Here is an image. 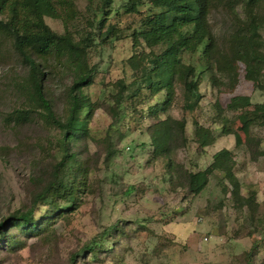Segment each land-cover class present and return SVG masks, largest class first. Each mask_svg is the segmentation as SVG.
I'll return each instance as SVG.
<instances>
[{"label": "rangeland", "instance_id": "rangeland-1", "mask_svg": "<svg viewBox=\"0 0 264 264\" xmlns=\"http://www.w3.org/2000/svg\"><path fill=\"white\" fill-rule=\"evenodd\" d=\"M126 1L108 0L102 8L103 0H50L58 18L45 16L43 21L51 31L63 34L66 20L75 40L89 35L92 40L86 55L92 83L82 92L93 109L84 134L67 146L71 158L60 169L59 132L39 113L23 123L8 117L27 109L19 86L28 68L0 34V223L15 212H26L33 196L54 176L57 182L72 181L78 188L75 206L56 212L35 235H24L18 227L7 229L14 245L1 244L0 264H264V128L252 124L247 131L238 122V112L226 109L229 100L239 96L248 97L250 107L264 104V68L256 88L244 78L240 62L234 66L232 88L226 73L213 69L199 73L195 104L175 81L165 111L150 113L163 101L164 92L151 95L134 82L139 68L148 66L163 47L147 48L140 41L134 45L131 34L158 10L142 0L136 12L125 13ZM262 10L264 0L255 13ZM236 17L245 19L238 2L216 0L209 9L206 23L221 52L227 53L225 42ZM260 35L264 39V33ZM198 57L199 51L180 53L181 62L193 66L195 73ZM130 58L136 68L129 64ZM37 62L44 73L45 96L55 115L62 117L70 76L58 60ZM165 117L185 121V141H178L168 158L154 160L149 128ZM195 124L209 130L211 144L198 146ZM223 149L234 162L231 171L239 183V196L249 199L250 206L231 196L233 191L219 171L209 176L196 196L189 195L176 178V171L205 169L213 154ZM128 188L132 191L126 193ZM56 203L60 208L67 204L63 196ZM50 214V206L38 205L33 219ZM93 240L97 243L90 253L85 249Z\"/></svg>", "mask_w": 264, "mask_h": 264}, {"label": "trees", "instance_id": "trees-1", "mask_svg": "<svg viewBox=\"0 0 264 264\" xmlns=\"http://www.w3.org/2000/svg\"><path fill=\"white\" fill-rule=\"evenodd\" d=\"M60 1L66 2L67 0ZM141 1L127 0L122 5L123 11L125 13L136 12ZM148 1L158 11L142 19L140 30L134 31L131 36L134 45L140 41L147 48L156 45L163 47L159 55L152 57L148 66L139 68V78L134 82L138 87L147 89L151 95L160 91L164 92L163 101L151 107L150 113L165 111L174 96L175 81L181 84L183 94H187L195 104L199 98L196 77L204 71L213 69L220 74H228L232 88L236 77L234 66L237 62L244 66V78L255 88L260 86L261 70L264 68V39L260 35L261 32L264 33V10L261 14L255 13V10L261 6L263 0H217V2L232 3V5L238 2L245 13L244 20L236 17L230 39L228 38L225 42V46L228 47L227 53L221 52L222 49L220 51V48L215 46L214 38L206 23L209 9L214 6L216 0L212 3L211 0ZM102 5V8H105L108 0H103ZM104 14L105 12H102V15ZM45 16L58 18L50 0H0V34L6 37L4 41L10 44L28 68L27 77L19 86L24 92L27 109L14 111V115L8 117L16 123H23L27 121L30 114L39 113L38 115L47 125L56 129L61 135L59 146L63 152L61 161L57 164V168L60 169L66 164L65 159L71 158V154L67 155V146L84 134L86 121L93 109L91 102L82 92L83 88L92 83V69L87 66L86 62L87 50L92 45V40L90 35L75 40L67 30L66 20H63V34L54 33L45 25L43 21ZM102 26L103 18L98 22V28ZM107 33L104 34L103 39ZM195 51H199L200 64L197 73L193 66L183 64L180 59L181 52L194 53ZM48 58H53L56 62L58 60L70 76L71 82L65 93L67 101L62 117L55 115L52 103L44 93V73L37 59L46 60ZM128 62L131 66L134 65L131 58ZM154 75L156 79L153 78ZM250 106L248 97L239 96L231 98L226 109L238 112V122L245 130L248 131L252 124L264 128V104ZM194 126V136L198 146L205 147L211 144L213 140L209 130L196 124ZM184 127L183 119L175 120L171 117H165L151 125L149 141L154 160L168 158L176 148L178 141L184 143ZM238 142L239 140L235 139V143ZM233 163L229 151L219 150L213 154L212 162L205 169L196 172L180 169L181 172L176 171V178L182 181L180 186L189 195L196 196L207 185L209 176L214 171H219L233 191L231 196L250 206L249 199L239 196V183L231 171ZM55 177L52 178V182L33 196L31 206L26 212H15L0 223V247L14 245L13 237L6 236L7 229L18 227L24 235L32 233L35 235L34 232L43 228L56 212L69 210L75 206L78 188L74 187L72 181L61 183L57 182ZM130 191L132 188H128L126 193ZM224 191L229 192L225 187ZM61 196L65 197V203L68 204L63 208L56 203L57 198ZM38 205L50 206L52 214L48 218L43 216L35 221L33 212ZM110 229L103 232V235L109 233ZM96 243L94 240L91 241L85 250L94 253ZM248 254L250 255V252Z\"/></svg>", "mask_w": 264, "mask_h": 264}]
</instances>
